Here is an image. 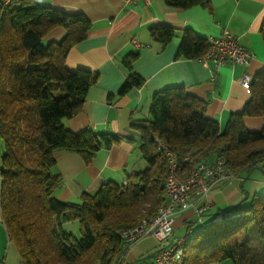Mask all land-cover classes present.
<instances>
[{
    "label": "trees",
    "instance_id": "1",
    "mask_svg": "<svg viewBox=\"0 0 264 264\" xmlns=\"http://www.w3.org/2000/svg\"><path fill=\"white\" fill-rule=\"evenodd\" d=\"M50 2L0 3L2 220L22 264H123L129 244L120 231L155 216L167 201L169 162L159 142L176 154L181 168L189 166L183 162L186 155L215 154L207 161L224 155L227 169L238 175L251 172L264 159V125L260 131H252L244 121L246 116L264 120V69L252 76L249 101L241 111L230 113L224 128L207 116L209 101L181 85L157 91L148 116L131 117L129 137L92 127L74 132L65 121L81 111L99 73L69 70L66 58L73 46L86 39L92 21L82 12H67ZM165 2L174 7H210L209 0ZM58 27L65 29V36L60 41H46ZM149 30L162 44L176 34L167 24ZM260 33L264 42V17ZM209 49L207 39L188 30L177 57L203 58ZM136 56L125 59L128 67ZM144 81L141 75L130 74L119 95L129 94ZM122 140L137 145L148 167L127 173L126 183L109 180L96 193L84 192L79 202L58 197L63 178L54 169L56 153L75 151L90 163L101 149H110ZM249 198L238 207L226 208L240 216L222 219L188 239L184 264L224 260L264 264V191L251 201ZM73 220L79 221V235L64 226Z\"/></svg>",
    "mask_w": 264,
    "mask_h": 264
},
{
    "label": "crops",
    "instance_id": "2",
    "mask_svg": "<svg viewBox=\"0 0 264 264\" xmlns=\"http://www.w3.org/2000/svg\"><path fill=\"white\" fill-rule=\"evenodd\" d=\"M50 3L67 12H82L92 21L86 39L73 46L66 58L69 70L86 69L99 73L81 111L65 121L74 132L92 127L100 132L129 137L132 134L129 130L131 117H147L157 91L181 85L208 100L207 116L218 120L224 128L230 113L241 111L249 101L250 93L241 84L242 78L245 74L252 77L264 69V42L260 33L264 0H209L210 7L195 5L189 8L174 7L165 0H151L150 3L137 0L130 4L123 0H51ZM158 24L176 29L175 36L166 44L151 35L150 27ZM188 30L205 39L224 31L238 36L240 42L253 52L251 63L217 65L215 60L205 62L203 58L177 57ZM65 34V29L58 27L45 40L60 41ZM135 41L142 46L138 47ZM132 54L137 56L128 67L125 59ZM132 73L141 75L144 84L125 96L119 95L120 88ZM110 96L114 98L109 99ZM244 121L252 131H260L264 125L262 117L246 116ZM201 158L212 160L215 154ZM56 160L55 172L63 178L57 195L70 202L81 201L84 192L96 193L109 180L123 182L127 173L148 167L137 145L128 140H122L110 149H101L90 163L80 153L65 150L56 153ZM244 172L212 190L210 213L205 214L207 218L204 219L208 220L220 209L236 205L243 198L242 184L244 187L245 182L249 197L264 190V174L249 172L243 177ZM194 214V209L180 213L175 228L184 224L186 232L189 231ZM0 220L3 222L1 208ZM158 244L153 237L132 243L124 254L123 264H148L159 249Z\"/></svg>",
    "mask_w": 264,
    "mask_h": 264
},
{
    "label": "built area",
    "instance_id": "3",
    "mask_svg": "<svg viewBox=\"0 0 264 264\" xmlns=\"http://www.w3.org/2000/svg\"><path fill=\"white\" fill-rule=\"evenodd\" d=\"M11 0H0L3 5L9 4ZM130 4L137 0H123ZM150 3L151 0H144ZM210 43L209 52L203 57L205 62L215 60L217 65L232 63L249 65L253 58V52L245 47L238 36L224 31L220 35H210L207 38ZM138 47L142 44L134 42ZM217 69L212 71L213 77ZM251 76L245 74L241 84L250 91ZM166 149L169 162V170L166 178L167 201L163 204L157 214L144 218L134 227L120 231V235L126 240L129 246L146 237H153L158 241L159 249L154 258L148 264H184L185 244L197 232L210 227L222 219L240 216V212L227 210L204 221L197 231H187L184 235H175V222L180 213L194 209L202 220L203 215L210 207L209 196L212 190L226 181L232 174L226 167L227 158L222 155L213 161H207L201 157L190 155L184 156L183 162L189 163L186 168L177 164V157L174 152L167 149V146L159 142V149ZM126 183V180H124ZM128 246V247H129Z\"/></svg>",
    "mask_w": 264,
    "mask_h": 264
},
{
    "label": "rangeland",
    "instance_id": "4",
    "mask_svg": "<svg viewBox=\"0 0 264 264\" xmlns=\"http://www.w3.org/2000/svg\"><path fill=\"white\" fill-rule=\"evenodd\" d=\"M249 92L250 91H248V93ZM1 144H2V142H1V138H0V146H1ZM263 170H264V159L260 160L257 167L254 168L251 171V173L253 172L252 175H263L264 174ZM240 173H242V172H240ZM248 173H249V171H246L243 173L242 176L245 177L246 174H248ZM234 176H235V174L234 175L231 174L228 179H230ZM246 184H247V182H245V184H244V189L248 191ZM261 192L262 191H259V193H261ZM243 197H244V195H243ZM252 198H253V194L250 196L249 201H251ZM204 218H207V215H204L203 221H201V220H199V215L197 213H196V215L194 214L193 217L191 218V221H195V222L191 225L190 230L191 231L192 230L193 231L199 230L201 228L203 222L207 220ZM64 226L67 230L74 232L76 235L80 234L79 233V221L78 220L68 221L65 223ZM185 233H186V226L184 224L181 226H177V228H175V235L177 234L178 237L184 235ZM187 242H186V244H187ZM0 261H2L3 264H22L21 259H20V255H19L15 245L9 241L7 231H6V227L1 220H0ZM217 264H233V263L231 260H224V261L219 262Z\"/></svg>",
    "mask_w": 264,
    "mask_h": 264
},
{
    "label": "water",
    "instance_id": "5",
    "mask_svg": "<svg viewBox=\"0 0 264 264\" xmlns=\"http://www.w3.org/2000/svg\"><path fill=\"white\" fill-rule=\"evenodd\" d=\"M242 190L244 192V197L235 205V207H238L242 202H244L248 197H249V194H248V191L244 189L243 187V184H242ZM225 211L227 210H222V213H224ZM218 214V213H217ZM216 214V215H217ZM215 215V214H214ZM214 215H211L210 217L214 216ZM195 222V221H194Z\"/></svg>",
    "mask_w": 264,
    "mask_h": 264
}]
</instances>
